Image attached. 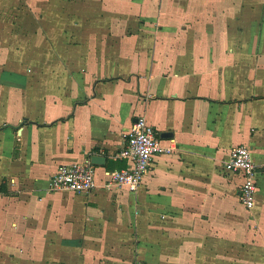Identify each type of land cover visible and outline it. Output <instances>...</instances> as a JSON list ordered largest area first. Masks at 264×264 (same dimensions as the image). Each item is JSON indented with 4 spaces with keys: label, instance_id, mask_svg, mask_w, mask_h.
I'll list each match as a JSON object with an SVG mask.
<instances>
[{
    "label": "crops",
    "instance_id": "crops-1",
    "mask_svg": "<svg viewBox=\"0 0 264 264\" xmlns=\"http://www.w3.org/2000/svg\"><path fill=\"white\" fill-rule=\"evenodd\" d=\"M138 117L176 150L130 192ZM92 155L91 193L49 191ZM0 264H264V0H0Z\"/></svg>",
    "mask_w": 264,
    "mask_h": 264
},
{
    "label": "built area",
    "instance_id": "built-area-1",
    "mask_svg": "<svg viewBox=\"0 0 264 264\" xmlns=\"http://www.w3.org/2000/svg\"><path fill=\"white\" fill-rule=\"evenodd\" d=\"M124 145L113 158L124 160L127 167L106 172L109 180L130 192H137L145 176L154 166L155 158L172 154L176 148L163 143L159 130L145 117H138L132 131L124 139ZM227 170L240 180L239 200L247 209L257 205L258 166L253 161L249 146L240 144L230 152ZM108 180V181H109ZM96 188V168L90 160L63 164L51 176L49 191L65 190L74 193H91Z\"/></svg>",
    "mask_w": 264,
    "mask_h": 264
},
{
    "label": "water",
    "instance_id": "water-1",
    "mask_svg": "<svg viewBox=\"0 0 264 264\" xmlns=\"http://www.w3.org/2000/svg\"><path fill=\"white\" fill-rule=\"evenodd\" d=\"M90 161L93 165H96V166H104L106 164V157L104 156H100V155H92L90 157Z\"/></svg>",
    "mask_w": 264,
    "mask_h": 264
},
{
    "label": "rangeland",
    "instance_id": "rangeland-1",
    "mask_svg": "<svg viewBox=\"0 0 264 264\" xmlns=\"http://www.w3.org/2000/svg\"><path fill=\"white\" fill-rule=\"evenodd\" d=\"M96 174H97V172H96Z\"/></svg>",
    "mask_w": 264,
    "mask_h": 264
}]
</instances>
